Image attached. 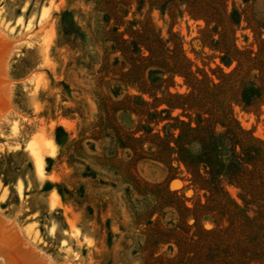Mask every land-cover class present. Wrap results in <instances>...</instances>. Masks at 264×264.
<instances>
[{
  "label": "rangeland",
  "instance_id": "374dc122",
  "mask_svg": "<svg viewBox=\"0 0 264 264\" xmlns=\"http://www.w3.org/2000/svg\"><path fill=\"white\" fill-rule=\"evenodd\" d=\"M0 264H264V0H0Z\"/></svg>",
  "mask_w": 264,
  "mask_h": 264
},
{
  "label": "trees",
  "instance_id": "16d2710c",
  "mask_svg": "<svg viewBox=\"0 0 264 264\" xmlns=\"http://www.w3.org/2000/svg\"><path fill=\"white\" fill-rule=\"evenodd\" d=\"M259 96H260V92H259L258 88H255V87L244 88L242 90V98H243V101L245 103H250L254 97H259ZM57 131L63 132V129L61 127H59L57 129ZM57 139L58 140L60 139L59 133H57ZM214 150H215L216 158L222 159L224 161H228L229 166L241 165L245 162L236 153L235 148L229 146V144L225 141V139L223 137H216L215 138ZM256 152H258V151L257 150L253 151V153H256Z\"/></svg>",
  "mask_w": 264,
  "mask_h": 264
},
{
  "label": "bare ground",
  "instance_id": "6f19581e",
  "mask_svg": "<svg viewBox=\"0 0 264 264\" xmlns=\"http://www.w3.org/2000/svg\"><path fill=\"white\" fill-rule=\"evenodd\" d=\"M39 155H40V157H37V158H36V165H37L38 170L41 171V170H43V169H42V166H43V160H42V158H41V154L38 153V156H39ZM34 156H37V154L35 153ZM34 159H35V158H34ZM37 168H36V169H37ZM38 173H39V172H38ZM40 174H42V173H40ZM20 193H21V192H20ZM2 243H3V242H2ZM13 243H14V242H13Z\"/></svg>",
  "mask_w": 264,
  "mask_h": 264
}]
</instances>
